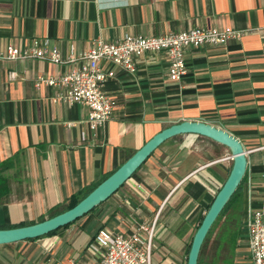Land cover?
<instances>
[{"label":"crops","instance_id":"obj_1","mask_svg":"<svg viewBox=\"0 0 264 264\" xmlns=\"http://www.w3.org/2000/svg\"><path fill=\"white\" fill-rule=\"evenodd\" d=\"M192 27L244 31L222 45L186 48L187 73L178 82L168 79L161 52L139 55L132 73L100 61L113 72L102 87L116 105L95 130L87 127L85 106L58 100L55 86L34 85L37 75L75 67L66 60L95 39ZM34 37H46L64 62L0 60V179L8 185L0 222L26 223L52 205L63 206L160 129L202 121L231 134L245 152L234 251L235 264H249L246 184L252 206L264 202V0H0V48H21ZM204 139L224 150L216 154ZM229 167L226 147L197 134L172 136L91 214L37 238L0 244V264H85L98 228L126 234L152 222L151 264H173Z\"/></svg>","mask_w":264,"mask_h":264},{"label":"built area","instance_id":"obj_2","mask_svg":"<svg viewBox=\"0 0 264 264\" xmlns=\"http://www.w3.org/2000/svg\"><path fill=\"white\" fill-rule=\"evenodd\" d=\"M243 31L229 27H192L156 36L124 33L120 38L112 41L95 39L86 50L66 60L76 61L75 67L53 77L37 75L34 85L43 83L46 86H55L59 89L56 94L58 100L85 106L87 127L95 130L110 117L116 105L114 97L107 94L102 87L103 82L113 76V72L102 68L100 61L117 65L132 73L136 69L135 61L139 55L161 52L167 60L168 79L178 82L187 73L184 61L186 48L222 45L228 39L239 38ZM31 58L51 63L64 62L58 50L48 46L46 37H34L21 48L14 45L0 48V60ZM263 210L264 202L259 207L252 206L250 188L246 184L243 225L249 264H264ZM142 232L144 235L141 234ZM152 233L153 222L148 227L139 224L126 234L110 233L104 228H98L87 243L88 250L94 255L85 264H150Z\"/></svg>","mask_w":264,"mask_h":264},{"label":"water","instance_id":"obj_3","mask_svg":"<svg viewBox=\"0 0 264 264\" xmlns=\"http://www.w3.org/2000/svg\"><path fill=\"white\" fill-rule=\"evenodd\" d=\"M186 133L204 136L226 147L230 159L227 175L211 198L190 239L185 264H196L204 236L245 172L246 157L240 142L231 134L209 123L193 120L172 123L153 134L73 206L31 224L0 229V244L44 235L82 216L108 198L161 142L172 136Z\"/></svg>","mask_w":264,"mask_h":264},{"label":"rangeland","instance_id":"obj_4","mask_svg":"<svg viewBox=\"0 0 264 264\" xmlns=\"http://www.w3.org/2000/svg\"><path fill=\"white\" fill-rule=\"evenodd\" d=\"M205 146H214V151L216 154L221 153L222 147L215 145L211 141L204 139ZM242 185V183H241ZM97 208L92 210L94 212ZM91 212L89 214H91ZM43 215L46 216L47 212H43ZM36 215H31L30 218H35ZM238 213L236 209L228 208L224 211V213L215 220V222L210 227V231L204 236L198 256L196 264H235L236 263V253L233 249L234 243L236 241H232L233 231L235 226L237 225L236 219L238 218ZM99 223V222H97ZM98 227V226H97ZM193 227L191 228L189 235L184 243L183 250L181 256H178L173 264H184L185 257V245L189 241L191 235L193 234ZM152 245V240H151ZM152 251V246L150 247V254ZM152 259V255H151ZM152 262L150 261V264Z\"/></svg>","mask_w":264,"mask_h":264},{"label":"trees","instance_id":"obj_5","mask_svg":"<svg viewBox=\"0 0 264 264\" xmlns=\"http://www.w3.org/2000/svg\"><path fill=\"white\" fill-rule=\"evenodd\" d=\"M127 157H128V156H127ZM127 157H125L124 159H126ZM121 162H122V161H121ZM121 162H119V164H120ZM119 164H118V165H119ZM2 167H5V164H4ZM111 172H112V171H111ZM111 172L104 174V175L102 176V178H101L98 182H96V183H94V184L88 186V187L85 188V189L78 190V191L74 192L73 194H71V195L67 198V200H66V202H65V204H64L63 206H60V204H55V205H52L51 207H49V208L47 209V211H46V212H47V215H46V216H44L43 214H41V215L37 216V218H35V219H33V220H30V221H28V222H26V223H23V222H16V223L0 222V229H2V228L17 227V226H22V225H26V224H31V223H34V222H36V221H40V220H42V219H44V218L50 217V216H52V215H54V214H56V213H58V212H60V211H63V210H65V209H67V208L73 206V205H74L79 199H81L84 195H86V194H87V193H88V192H89L94 186H96L101 180H103V179H104L107 175H109ZM244 178H245V172H244V174H243V176H242L240 182H239L238 185L236 186L235 190L233 191V193L231 194V196L229 197V199L227 200V202L225 203V205L222 207L221 211H220V212L218 213V215L216 216L215 220H216L217 218H219V217L224 213V211H225L226 209H228V208H232V207H233L234 209H236V212L238 213V216L240 215V209H241L240 201H241V193H242V192H241V183L243 182ZM7 193H8V185H7V181H6V180H2V179H0V203L2 202V200L6 199V195H7ZM210 201H211V200H210ZM210 201H209V203H210ZM209 203L206 205L205 210L207 209ZM94 207H95V206H94ZM94 207L91 208L88 212H86V213L83 214L82 216H84V215H86L87 213L91 212V211L94 209ZM202 216H203V214H201V215L199 216V219H198V221H197L196 226H195L194 229H193V232H194V230L196 229L197 225L199 224V222H200ZM78 218H80V217H78ZM78 218H76L75 220H77ZM75 220H73V221H75ZM215 220L213 221V223L215 222ZM238 220H239V217L236 219V221H238ZM73 221H71L70 223H72ZM70 223H68V224H70ZM213 223H212V224H213ZM236 223L238 224V222H236ZM68 224H66V225H64V226H67ZM212 224H211V226H212ZM211 226H210V227H211ZM57 229H58V228H57ZM55 230H56V229H55ZM55 230L49 231V232L46 233V234L52 233V232H54ZM209 231H210V228L208 229L207 233H208ZM207 233H206V234H207ZM237 235H238V229H237V225H236L235 228H234V231H233V236H231V237L233 238V239H232L233 242L236 241V239H237ZM191 236H192V235H191ZM38 237H39V236H38ZM35 238H37V237H35ZM29 239H33V238H29ZM190 239H191V237H190ZM190 239H189V241H188V242L186 243V245H185L186 249H185L184 264H185V261H186V254H187L188 247H189V244H190ZM235 245H236V244L234 243V245H233V249H234ZM199 249H200V248H199Z\"/></svg>","mask_w":264,"mask_h":264}]
</instances>
